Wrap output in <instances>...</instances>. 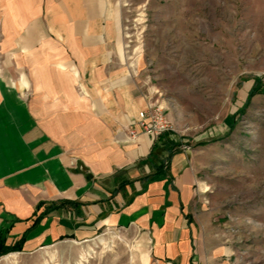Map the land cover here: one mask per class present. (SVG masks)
Wrapping results in <instances>:
<instances>
[{"label": "crops", "instance_id": "crops-1", "mask_svg": "<svg viewBox=\"0 0 264 264\" xmlns=\"http://www.w3.org/2000/svg\"><path fill=\"white\" fill-rule=\"evenodd\" d=\"M115 15L114 0H0V239L28 255L116 229L148 264H198L188 155L128 139L149 102L115 63Z\"/></svg>", "mask_w": 264, "mask_h": 264}, {"label": "rangeland", "instance_id": "rangeland-1", "mask_svg": "<svg viewBox=\"0 0 264 264\" xmlns=\"http://www.w3.org/2000/svg\"><path fill=\"white\" fill-rule=\"evenodd\" d=\"M114 6L115 63L166 117L195 171L198 264H264V93L249 97L256 79L264 85V0ZM137 243L111 229L0 264H148Z\"/></svg>", "mask_w": 264, "mask_h": 264}, {"label": "built area", "instance_id": "built-area-1", "mask_svg": "<svg viewBox=\"0 0 264 264\" xmlns=\"http://www.w3.org/2000/svg\"><path fill=\"white\" fill-rule=\"evenodd\" d=\"M170 131L171 127L163 113L157 107L148 104L139 111L127 135L129 140H135L140 135L154 140Z\"/></svg>", "mask_w": 264, "mask_h": 264}, {"label": "trees", "instance_id": "trees-1", "mask_svg": "<svg viewBox=\"0 0 264 264\" xmlns=\"http://www.w3.org/2000/svg\"><path fill=\"white\" fill-rule=\"evenodd\" d=\"M259 93H264V85H261L260 79H256L249 92V97H252L255 94H259ZM177 147L178 144L176 143V141L172 137L167 136V134H164L161 137H159L158 145H154V147L152 148V152L150 153V156L158 155L159 157L162 154H166L167 157H170L173 154L177 153ZM19 251H20L19 248L4 247V242L3 240L0 239V257Z\"/></svg>", "mask_w": 264, "mask_h": 264}, {"label": "bare ground", "instance_id": "bare-ground-1", "mask_svg": "<svg viewBox=\"0 0 264 264\" xmlns=\"http://www.w3.org/2000/svg\"><path fill=\"white\" fill-rule=\"evenodd\" d=\"M97 242L99 244H104L105 243V239L103 237H99L97 239ZM93 253V250L91 248H89V250L87 252H85L84 254H81V260H85L87 257H90V255ZM6 260H10V259H15V254L11 255L10 257L5 258Z\"/></svg>", "mask_w": 264, "mask_h": 264}]
</instances>
